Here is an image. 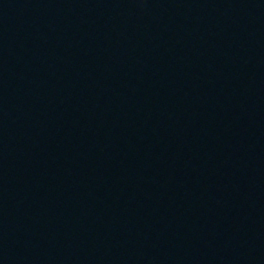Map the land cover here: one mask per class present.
<instances>
[{"label":"water","instance_id":"1","mask_svg":"<svg viewBox=\"0 0 264 264\" xmlns=\"http://www.w3.org/2000/svg\"><path fill=\"white\" fill-rule=\"evenodd\" d=\"M0 264H264V0H0Z\"/></svg>","mask_w":264,"mask_h":264}]
</instances>
